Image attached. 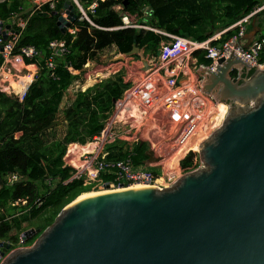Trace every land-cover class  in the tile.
Here are the masks:
<instances>
[{
    "label": "water",
    "instance_id": "95a60500",
    "mask_svg": "<svg viewBox=\"0 0 264 264\" xmlns=\"http://www.w3.org/2000/svg\"><path fill=\"white\" fill-rule=\"evenodd\" d=\"M53 14L63 33L78 18L72 0ZM253 25L246 47L259 31ZM10 27L0 20L5 40ZM3 50L0 44V67ZM138 52L144 50L134 44L117 58ZM197 72L201 91L230 105L223 126L200 144L203 169L169 189L77 197L42 233L31 227L21 234L25 242L39 235L31 247L0 241L9 251L3 264H264V68L232 51L215 69Z\"/></svg>",
    "mask_w": 264,
    "mask_h": 264
},
{
    "label": "trees",
    "instance_id": "16d2710c",
    "mask_svg": "<svg viewBox=\"0 0 264 264\" xmlns=\"http://www.w3.org/2000/svg\"><path fill=\"white\" fill-rule=\"evenodd\" d=\"M66 1L58 0L55 9L46 4L31 13L26 28L21 31L14 52L26 46L35 47L36 57L26 58V62H36L39 66L23 101L0 91V241L10 242L12 248L19 246L25 223L40 228L42 233L68 204L84 193L94 192L91 185H84L83 179L72 178L74 169L65 164L64 156L69 143L86 144L101 132L115 102L123 97L131 81L120 70L84 91L79 90L74 100L61 109L65 93L82 77L89 60L97 59L100 52L113 46L118 52L128 54L134 44L145 54L157 56L162 41L168 39L161 32L204 41L226 30L221 35V41H225L238 32V26H231L263 5V0H79L85 8L98 3L94 12L88 10L94 24L80 20L81 13L76 7L78 18L71 27L77 31L71 34L68 30L61 31L57 24L59 14H53ZM118 5L122 7L120 10L116 9ZM20 7L23 0L0 2V19L6 21ZM123 16H128L132 24L150 28L122 27ZM254 18L264 28V8L251 20ZM54 39H66L70 46V53L56 60L55 77L47 66L49 44ZM194 56L199 64H211L203 51ZM254 73L251 69L248 77ZM236 74L234 70L232 76ZM59 113L66 126L61 138L55 134ZM107 149L108 158L125 157L122 140L108 145ZM85 150L88 146L81 148L73 144L69 156L77 159L78 151ZM148 152L149 144L137 141L134 162H147ZM195 156L191 152L182 160L184 171L191 169ZM10 172L19 173L22 179L8 184L5 176ZM37 199L42 201L40 206L35 204ZM22 200L27 203L13 205ZM38 236L28 239L26 245Z\"/></svg>",
    "mask_w": 264,
    "mask_h": 264
},
{
    "label": "built area",
    "instance_id": "2783aa9c",
    "mask_svg": "<svg viewBox=\"0 0 264 264\" xmlns=\"http://www.w3.org/2000/svg\"><path fill=\"white\" fill-rule=\"evenodd\" d=\"M72 1L81 13L80 20L86 19L94 24L88 15V10L94 12L98 3H91L86 10L79 0ZM57 3L58 0H35L36 6L33 12L46 4L55 9ZM121 8L117 6V9ZM263 8L264 5L258 7L231 26L230 28L238 26V32L225 41H221V35L226 30L204 41L161 32L168 39L162 41L157 56L145 58L149 67L145 68L142 62L139 68L140 74L135 77L136 81L131 83L123 97L115 102L104 128L91 141H88L95 144L94 149L81 155L78 162H71L69 149L72 143L68 144L64 161L66 165L74 169L72 178L83 179L84 185H91L92 189L118 190L140 184L164 190L175 187L186 173L203 169L205 166L199 155L200 148L195 149L193 145L200 147L202 139L204 140L213 131L223 126L230 105L223 101L218 102L214 96L201 91L203 78L197 71L203 67L215 69L218 60L230 57L232 51L240 54L254 68H264V29L248 47L245 46L247 24L252 16ZM10 18L12 23L8 29V39L5 40L0 32V44L4 45L2 52L4 61L0 67V91L14 95L23 101L29 86L38 75L39 66L34 62L32 66L26 67L25 74H18L12 70V58L17 55L26 62V58L34 59L37 51L33 46H26L22 47L18 53L14 52L29 17H24L20 8L19 11L12 12ZM123 23L122 27H146L132 24L128 16H123ZM68 31L75 34L77 29L70 26ZM214 41L217 43L214 44ZM49 47L51 53L47 59V66L55 77L56 60L58 57L67 56L70 53V46L66 39H54ZM200 51L205 52V56L211 59L210 65L198 63V58L194 54ZM89 64V62L85 64V70ZM91 76L93 75L85 73L82 79L74 82V85L76 88L81 87L83 79ZM238 76L237 72L234 78ZM97 77L95 82L98 81ZM182 77H186V81L180 83L179 80ZM102 79L103 76L99 78V82ZM129 80H131L130 76ZM12 81L18 83L21 88L17 90ZM82 90L85 89L82 88ZM221 104L225 106L224 112H222ZM254 106L255 104L251 107ZM118 114H121V119L116 120L115 116ZM117 140L125 142L123 146L125 157L108 158L107 147ZM137 141H145L149 144L150 158L142 164H137L133 160ZM191 152L196 154L192 167L189 171H184L181 162ZM151 158L154 160H150ZM21 179L22 176L17 172H10L5 176L8 184ZM26 203V200H22L16 201L13 205ZM41 203L40 199L35 201L37 206ZM25 243V240L21 238L19 246L15 248L30 247L24 246ZM3 252L4 248L0 246V264H3L9 255L8 251L5 254Z\"/></svg>",
    "mask_w": 264,
    "mask_h": 264
},
{
    "label": "rangeland",
    "instance_id": "374dc122",
    "mask_svg": "<svg viewBox=\"0 0 264 264\" xmlns=\"http://www.w3.org/2000/svg\"><path fill=\"white\" fill-rule=\"evenodd\" d=\"M25 4H26L25 7L28 8L29 4L27 2ZM120 55H122V54H119L114 48L110 47V48H107L106 50L100 52V54L98 55V58L90 62V64L87 67V70H85V73L93 75V76H91V78H92V84L91 85L99 82L100 77L103 76V79L107 78L108 76H111L120 70L125 71V75L127 76V80H129V76H130L131 80H129V81H131L132 84L134 81H136L135 77H137L140 74L139 68L141 67L143 60L147 57L148 54H145V52H144V54L141 52H138V53H136V55H125V58H123V59L117 58ZM109 73H111V74L108 75ZM94 74H95V77H94ZM96 77H97L98 81L95 82ZM84 82L85 81H82V84H81V87L83 89H86L89 86H91V85H89L87 87H84L85 86ZM12 83L14 86L20 87V85L18 83H15L13 81H12ZM81 87L76 88V86L73 84L71 86V90L67 91L66 97L64 98V103H68L69 100L71 99V96L75 95L76 92L81 90L82 89ZM254 104L257 105V101L249 103L247 105V109L252 108L251 106ZM63 107L64 106L62 105L61 109ZM59 114H60V117H59L60 120L57 123L56 131H55L57 138L62 137L63 127L65 126L64 122L62 121V114L61 113H59ZM115 118H116V120L121 119V114L116 115ZM213 133H214V131L211 134H209L207 136V138H210L213 135ZM207 138H205L204 140H206ZM204 140L202 139V141H204ZM73 144L79 145V147H81V148H86L88 146V150L81 151V152L78 151L79 153L77 154V159H75L74 156H71V157L69 156V158L71 159V162H78L81 155H83L84 153H87V152H91L95 147V144H93L92 142H88L86 144H81L79 142H75V143H72L71 145H73ZM71 145H70V147H71ZM196 146H197L196 148H200L198 145H196ZM92 190L98 192L99 190H103V189L95 188ZM90 193H92V192H90ZM21 238H22V236H21ZM35 241L29 245H26V243H25L24 246H30L31 247L35 243Z\"/></svg>",
    "mask_w": 264,
    "mask_h": 264
},
{
    "label": "crops",
    "instance_id": "0c3cea01",
    "mask_svg": "<svg viewBox=\"0 0 264 264\" xmlns=\"http://www.w3.org/2000/svg\"><path fill=\"white\" fill-rule=\"evenodd\" d=\"M28 3L29 5H28V8L27 7H25V3ZM263 5H264V0H263ZM262 5V6H263ZM35 6H36V4H35V0H23V7H20L21 8V14L24 16V17H29L30 16V14L33 12V10H34V8H35ZM90 6V5H89ZM88 6V7H89ZM118 6H120V5H118ZM85 8V7H84ZM86 10L88 9V8H85ZM116 9H117V7H116ZM117 10H119V9H117ZM255 20V25L259 28V31L257 32V34H256V36L264 29L263 27H259L258 25H257V23H256V18H254V19H252V20H250V22L247 24V34H249L250 32H252V31H254V25H253V21ZM4 21V20H3ZM5 22V24H10V23H12V20H11V18H8L6 21H4ZM252 25V28H250L249 27V25ZM3 29H5V27L3 28ZM68 30V29H67ZM246 34V35H247ZM246 40V39H245ZM246 42H247V40H246ZM112 48H114L117 52H118V50H117V48L115 47V46H113ZM119 54H122V53H120V52H118ZM143 54H144V52H143ZM131 55H136V54H131ZM147 56H153V55H151V54H148ZM13 61H14V63H13ZM91 61H93V60H89L88 62L90 63ZM12 70L14 71V72H16V73H18V74H25L26 72H27V69H26V67L27 66H32L33 65V63H27V62H25L24 61V59L22 58V57H20V56H17V55H15V57H13L12 58ZM85 67V66H84ZM84 70V73H83V75L85 74V68L83 69ZM87 70V69H86ZM83 75H82V77H83ZM82 77L80 78V79H82ZM109 77V76H108ZM107 77V78H108ZM91 78V77H90ZM105 79V78H104ZM84 81L85 80H87L86 78L85 79H83ZM103 80V79H102ZM74 84V83H73ZM72 84V85H73ZM71 85V86H72ZM94 85V84H93ZM70 86V87H71ZM92 86V85H91ZM90 87V86H89ZM87 89V88H86ZM85 89V90H86ZM71 90V88H69L67 91H70ZM82 90V89H81ZM66 94H67V92L65 93V96H64V98L66 97ZM75 96H76V94L75 95H73V96H71V99L69 100V102L68 103H64V99H63V102H62V104H61V106L63 105L64 107H66L67 105H69L73 100H74V98H75ZM63 107V108H64ZM65 127L66 126H64L63 127V131H62V137H63V135L65 134ZM18 135V134H17ZM124 143L125 142H123L122 141V146H124ZM113 144V143H112ZM125 150V149H124ZM24 228H25V230H28L29 228H31L30 227V225L28 224V223H25L24 224ZM24 230V231H25ZM23 231V232H24ZM22 232V233H23ZM13 233H15V232H13ZM21 233V234H22ZM2 241H5V240H2ZM5 242H8V241H5ZM15 248V247H14Z\"/></svg>",
    "mask_w": 264,
    "mask_h": 264
},
{
    "label": "bare ground",
    "instance_id": "6f19581e",
    "mask_svg": "<svg viewBox=\"0 0 264 264\" xmlns=\"http://www.w3.org/2000/svg\"><path fill=\"white\" fill-rule=\"evenodd\" d=\"M29 78H31V77H29ZM89 82H92V78H88L84 82V84L86 85ZM15 87L17 88V90H19L21 88V86L20 87L15 86ZM220 106H221L222 112H224L225 106H223V104H221ZM194 145H196V144H194ZM146 187H149V186L135 184V185H132L130 187H127V188H124V189H118V190L103 189V190H99L100 192L99 191L98 192L94 191L92 193H84L83 195L79 196L77 200H81L83 198H87V197H90V196H95V195H98V194H105V193L114 192V191L129 190V189H139V188H146Z\"/></svg>",
    "mask_w": 264,
    "mask_h": 264
},
{
    "label": "clouds",
    "instance_id": "9594fccd",
    "mask_svg": "<svg viewBox=\"0 0 264 264\" xmlns=\"http://www.w3.org/2000/svg\"><path fill=\"white\" fill-rule=\"evenodd\" d=\"M13 249V248H12ZM9 252V251H8Z\"/></svg>",
    "mask_w": 264,
    "mask_h": 264
}]
</instances>
